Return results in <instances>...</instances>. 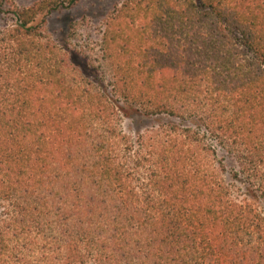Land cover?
<instances>
[{
    "label": "trees",
    "instance_id": "trees-1",
    "mask_svg": "<svg viewBox=\"0 0 264 264\" xmlns=\"http://www.w3.org/2000/svg\"><path fill=\"white\" fill-rule=\"evenodd\" d=\"M79 1L0 0V264H264V0Z\"/></svg>",
    "mask_w": 264,
    "mask_h": 264
},
{
    "label": "rangeland",
    "instance_id": "rangeland-1",
    "mask_svg": "<svg viewBox=\"0 0 264 264\" xmlns=\"http://www.w3.org/2000/svg\"><path fill=\"white\" fill-rule=\"evenodd\" d=\"M37 1L42 0H14L19 7L29 6ZM124 0H80L71 9H62L59 11L47 12L39 14L36 22L46 21L47 33L60 41L65 36L68 24L71 20L85 18V28L87 31L96 32L98 26L102 24L106 15L112 10L116 4H120ZM7 8V7H6ZM135 126L144 128L145 123L126 124V130L132 133Z\"/></svg>",
    "mask_w": 264,
    "mask_h": 264
}]
</instances>
